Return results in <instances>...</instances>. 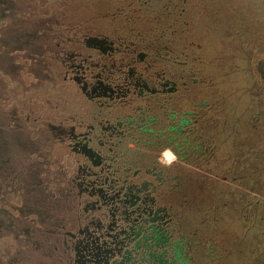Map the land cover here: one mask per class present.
<instances>
[{
	"label": "flooded vegetation",
	"instance_id": "1",
	"mask_svg": "<svg viewBox=\"0 0 264 264\" xmlns=\"http://www.w3.org/2000/svg\"><path fill=\"white\" fill-rule=\"evenodd\" d=\"M31 26L0 23V112H11L0 122V203L38 216L39 231L54 221L44 234L54 264H215L225 236L215 223H226L223 211L248 191L237 180L264 153L261 111L242 112L237 92L210 88L155 43ZM167 150L178 157L171 166L161 163Z\"/></svg>",
	"mask_w": 264,
	"mask_h": 264
},
{
	"label": "rangeland",
	"instance_id": "2",
	"mask_svg": "<svg viewBox=\"0 0 264 264\" xmlns=\"http://www.w3.org/2000/svg\"><path fill=\"white\" fill-rule=\"evenodd\" d=\"M87 0H0V23H14V24H32L30 30H42L44 29L43 25L47 24H64L71 29L87 30V22L86 19L79 16V12L81 13V7ZM179 0H125L121 5L118 4L119 0L109 1L106 9H101L105 13L110 14L111 16L116 14L117 11H122L124 14H132L135 11H138L137 8L143 4H148V8H151L154 12H159V14L163 13H177L175 9V4ZM220 1V0H218ZM224 3V2H223ZM117 5V6H116ZM6 7V8H5ZM143 7V6H142ZM234 14H236V20L238 21L235 25V30L233 31L234 35H236L240 29H244L248 27L250 21L248 20V15L239 18V13L237 11L238 8L241 9V5L237 4V2H233ZM12 11L11 18L1 19V15L4 10L9 9ZM248 8V7H246ZM4 9V10H3ZM237 11V12H236ZM91 13V14H90ZM89 13V16L92 17L93 11ZM87 17V16H86ZM89 17V18H90ZM216 21L222 22V17H215ZM218 18V20H217ZM221 22L219 23L221 26ZM224 25V23H222ZM183 23L178 22V24L167 25L160 27V34L164 40L161 43L164 48H162V56L164 58H171L172 60L176 59L180 62L186 63L185 71L189 73L191 71L196 72L200 68L195 63V60L198 59L196 52L187 51L184 49H176L174 48L173 39L175 33L178 31L185 30L186 27L183 26ZM228 25V24H227ZM226 25V26H227ZM225 26V25H224ZM222 27V26H221ZM84 30V31H85ZM187 30V29H186ZM101 32V31H99ZM103 33V32H102ZM36 34H39L37 31ZM238 34H241L239 32ZM134 35L130 36L133 37ZM238 36V35H236ZM10 39V38H7ZM19 39V38H18ZM23 39V38H21ZM131 40L133 38H130ZM14 41L13 39H11ZM16 41L12 43L14 45ZM237 46H240L237 49L236 53H232L231 57L227 60H230L231 64L234 65L239 71L246 70L248 71L251 66L254 69L253 77H258L260 74H263L264 71V55L258 54L253 55L251 51H253V46L249 43L245 45L246 49L236 43ZM2 47V46H1ZM2 49V48H1ZM251 49V51H250ZM210 51V47L207 48V52ZM219 52L217 49L215 50ZM89 52H87L88 54ZM213 54H209L208 56L212 57ZM252 55V59H248L249 56ZM3 56V64L8 65L9 61L6 62L5 57ZM256 56V57H255ZM225 57L222 56L221 62H224ZM50 61V60H49ZM222 64V63H221ZM223 65V64H222ZM235 70V69H233ZM200 71V70H199ZM42 72L41 75H43ZM260 73V74H259ZM208 75V73H206ZM243 79L238 74H233L230 76L231 85H229V89L231 92L236 95L238 93V89L243 83ZM32 82V81H31ZM41 82L39 79L38 82H33L31 88L35 90L37 84ZM233 83V84H232ZM252 83V81H251ZM249 88L254 91L258 97L257 100L252 102V112L257 113L261 111V118L264 119V94L261 93L260 84H255L253 82ZM258 83V82H257ZM224 88V86H223ZM6 88L0 84V96L7 92ZM7 94V93H6ZM65 102L68 103V94H65ZM261 96V97H260ZM238 97L241 101V95L238 93ZM70 98V97H69ZM33 108H40L41 105H33ZM22 107V105H21ZM254 107V108H253ZM41 109V108H40ZM247 109V108H246ZM3 112H0V122L5 121L9 115H11L10 109L6 106L2 109ZM243 112V111H242ZM253 115H256V114ZM259 114V113H258ZM245 115V114H244ZM243 115V118H244ZM260 116V115H259ZM258 121V125L264 127V123H262V119ZM264 133V129L262 130ZM261 137H264V134H261ZM260 139V137H259ZM260 141V140H259ZM16 149L13 151L19 150L20 152L28 151V149H22V147L15 145ZM55 153L64 157H70L69 154H64V151L60 148L55 149ZM262 151L259 150L258 155V164L252 162V165H248L246 168L247 176L244 177V174L241 176L239 180H237V184H240L242 187H247L248 191H244V196L239 200L235 205V209L226 208V212L223 211L226 216V223H215L216 228L220 231H225V236L217 239V247L212 253V257H215V264H264V158ZM247 155V157H246ZM243 158H249V154L242 153ZM251 160L253 156H250ZM3 156H0V159ZM37 158L31 160V163L36 162ZM243 159V160H245ZM243 162V161H242ZM252 172V173H251ZM254 188L250 189V188ZM245 189V188H244ZM246 193V196H245ZM3 192L0 191V195ZM51 195V193H50ZM60 196V195H59ZM211 199V204L214 206H220L225 200H229V197L220 198V199ZM229 205V204H228ZM215 209V208H214ZM26 212V209H24ZM222 216V214H221ZM232 216V220H229V217ZM224 217V216H223ZM231 218V217H230ZM36 221H39L38 216L30 215V214H21L20 212H15L11 207L5 206L0 203V222L2 224L3 231L2 232H10L11 236L5 235L4 233H0V264H39V261H43L46 264H54V259H56V254L52 251L53 248V240L49 239L48 243L46 238V230L54 228V221H47L41 228L42 231L36 229ZM234 221V222H233ZM13 223V224H11ZM1 228V225H0ZM29 232V233H28ZM45 234V235H44ZM41 243L40 248H37V242ZM210 245V241L206 242V246ZM210 248V247H209ZM53 254V255H50Z\"/></svg>",
	"mask_w": 264,
	"mask_h": 264
},
{
	"label": "trees",
	"instance_id": "3",
	"mask_svg": "<svg viewBox=\"0 0 264 264\" xmlns=\"http://www.w3.org/2000/svg\"><path fill=\"white\" fill-rule=\"evenodd\" d=\"M234 1L242 6L241 9H237L239 18L248 15L250 21L245 30L240 29L241 34H238L239 32L236 34L238 36L233 33L235 30L233 23L240 22L239 19L236 20L237 16L231 7ZM123 2L125 0H119L118 4L121 5ZM108 4H110L108 0H87L83 4L79 16L86 19L87 30L94 33H99V31L105 34L116 33L139 41L145 40L149 44L155 43V45L164 48L161 44L164 38L158 34L160 27L178 24V22L183 23L187 30L175 33L172 42L174 48L196 52L198 59L195 60V63L200 68V71L196 70V73L200 77L208 76L209 87L213 89L224 86L229 89L230 76L238 74L243 79V83L238 89V93L241 95L242 111L244 112L253 101L257 100L258 96L254 94V91L252 92L251 89L249 91L251 84L253 87L255 81L253 67L251 66L248 71H239L227 59L240 48L236 43L246 50L249 47L246 48L245 45L249 43V46H253V51L250 49L253 55L255 53L264 55V0H179L175 4L177 11L175 14H159L151 8L146 10L149 5L143 4L137 8L138 11L135 13L127 15L122 11H117L112 16L101 10L103 8L107 10V7H110ZM91 11H93L92 17L89 16ZM218 16L222 17V22L218 18L216 21L215 17ZM132 35L134 36L130 37ZM209 47L211 53L207 52ZM216 49L219 52L215 51ZM209 54H213L212 57L208 56ZM222 56L225 57L224 62H221ZM248 59H252V55Z\"/></svg>",
	"mask_w": 264,
	"mask_h": 264
},
{
	"label": "clouds",
	"instance_id": "4",
	"mask_svg": "<svg viewBox=\"0 0 264 264\" xmlns=\"http://www.w3.org/2000/svg\"><path fill=\"white\" fill-rule=\"evenodd\" d=\"M177 159L178 157L174 152H172L171 150H167L163 154V159L161 163H164L167 166H171Z\"/></svg>",
	"mask_w": 264,
	"mask_h": 264
}]
</instances>
